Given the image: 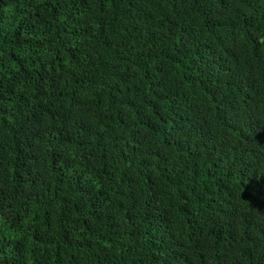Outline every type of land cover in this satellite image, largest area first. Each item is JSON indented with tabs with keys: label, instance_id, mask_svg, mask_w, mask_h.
I'll return each instance as SVG.
<instances>
[{
	"label": "trees",
	"instance_id": "obj_1",
	"mask_svg": "<svg viewBox=\"0 0 264 264\" xmlns=\"http://www.w3.org/2000/svg\"><path fill=\"white\" fill-rule=\"evenodd\" d=\"M0 264H264V0H0Z\"/></svg>",
	"mask_w": 264,
	"mask_h": 264
}]
</instances>
